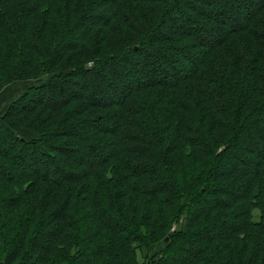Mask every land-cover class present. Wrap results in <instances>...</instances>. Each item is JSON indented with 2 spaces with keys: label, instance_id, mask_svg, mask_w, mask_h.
<instances>
[{
  "label": "trees",
  "instance_id": "trees-1",
  "mask_svg": "<svg viewBox=\"0 0 264 264\" xmlns=\"http://www.w3.org/2000/svg\"><path fill=\"white\" fill-rule=\"evenodd\" d=\"M43 77L0 118V264H264V0H0V89Z\"/></svg>",
  "mask_w": 264,
  "mask_h": 264
},
{
  "label": "rangeland",
  "instance_id": "rangeland-1",
  "mask_svg": "<svg viewBox=\"0 0 264 264\" xmlns=\"http://www.w3.org/2000/svg\"><path fill=\"white\" fill-rule=\"evenodd\" d=\"M250 1H253V0H250ZM254 1H258V0H254ZM251 11V7H243L242 8V13L243 14H247ZM92 20L89 19L83 26H81L80 28H78L76 31H74V33L68 38L66 44L64 45V47H69L70 44H72L75 39L78 37V35L81 33V31L84 29V27L86 26V24H88L90 21ZM173 22L171 20H167L166 21V26H172ZM194 29H197L196 31V37L198 36V33L200 34L202 31L199 30L198 28L194 27ZM198 40H200L199 36L197 37ZM202 42V41H200ZM177 68L180 70L182 69V66L180 64H176ZM47 80V77H43L41 78L40 80L38 81H32V80H25V79H20L18 81H14V82H11V83H6L1 89H0V118L1 116L4 114L5 110L7 109V107L22 93H24L25 91H27L29 88L43 82V81H46ZM145 80V78H142V77H138L137 78V81H143ZM118 83V81L116 82ZM96 85V94H95V97L96 98H101L104 99L106 97V95H104V92H100L98 91L99 89V81L98 79L96 80L95 83H93ZM65 96H68V92L66 93ZM261 114V115H260ZM258 116V118L262 119L264 118V113H260ZM87 129V128H86ZM89 129V128H88ZM87 129V130H88ZM79 132V131H78ZM17 136L29 141V140H32V139H37L38 136L37 135H33L31 132L27 131V130H20L19 132H17ZM244 140L242 141V139H240V142L239 144H243ZM109 150H112L110 148H107V149H102L100 150L95 156H87L88 154L85 153V157L84 159H86L87 161H93V160H96V159H100L99 157H102L106 154V152H108ZM76 157H79L80 155H74ZM228 160H226V162H223L222 165H221V169H224L228 166V163H227ZM40 162H43V159L40 160ZM227 163V164H226ZM31 168H33V166H30V165H23L22 167L18 166L16 168H14V171H18L20 170L21 168H23L24 171H27ZM13 171V172H14ZM236 224V221L232 222L230 224V226L228 228H230L231 226H234ZM178 228V227H177ZM166 239V240H165ZM164 239V242L161 241L157 244L155 250L148 255V260L152 261H157L158 258L160 257V252L165 248L166 246V241H167V237ZM16 264H19V263H16ZM148 264H150L148 262Z\"/></svg>",
  "mask_w": 264,
  "mask_h": 264
},
{
  "label": "water",
  "instance_id": "water-1",
  "mask_svg": "<svg viewBox=\"0 0 264 264\" xmlns=\"http://www.w3.org/2000/svg\"><path fill=\"white\" fill-rule=\"evenodd\" d=\"M166 240V239H165Z\"/></svg>",
  "mask_w": 264,
  "mask_h": 264
}]
</instances>
